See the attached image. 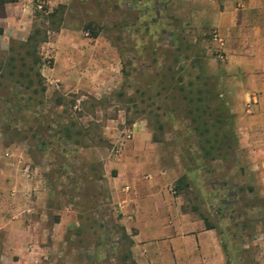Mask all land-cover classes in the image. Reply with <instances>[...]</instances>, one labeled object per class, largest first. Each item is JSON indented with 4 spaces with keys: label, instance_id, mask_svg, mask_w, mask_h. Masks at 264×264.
Segmentation results:
<instances>
[{
    "label": "rangeland",
    "instance_id": "374dc122",
    "mask_svg": "<svg viewBox=\"0 0 264 264\" xmlns=\"http://www.w3.org/2000/svg\"><path fill=\"white\" fill-rule=\"evenodd\" d=\"M37 1L21 24L15 16L5 23L0 9V131L14 152L25 147L22 167L16 165L21 167L20 183L13 191L17 198L12 199L28 210L18 217L29 231L25 261L129 264V240L101 177L102 155L105 149L111 153L127 124L142 121L170 156H177L172 140L184 126L168 125L162 107L182 105L178 86L194 97L201 87L198 74L210 78L224 100L217 80L224 76V62L206 43L210 28L204 35L198 32L197 9L190 0H68L54 7L40 0L48 13L56 10L48 19L42 11L35 17ZM88 27L97 33L105 52L103 71H92L87 81L77 70L69 77L56 74L60 35L81 36L83 45L76 44L87 51L95 44ZM36 29L38 40L46 36L47 41L36 46L39 65L33 66L20 43ZM12 31L23 39H8ZM73 75L78 77L76 84ZM16 100L18 106L13 105ZM231 114L219 127L233 134V143L237 139ZM119 115L125 123L115 127L110 120ZM65 126L71 139L61 131ZM116 131L119 136H112ZM97 147L98 152L93 149ZM233 160L228 156L227 161L211 163L212 178L201 172L200 180L181 194L183 208L219 228L229 264H264V186L240 172L236 151ZM211 179L216 182L212 187Z\"/></svg>",
    "mask_w": 264,
    "mask_h": 264
},
{
    "label": "crops",
    "instance_id": "0c3cea01",
    "mask_svg": "<svg viewBox=\"0 0 264 264\" xmlns=\"http://www.w3.org/2000/svg\"><path fill=\"white\" fill-rule=\"evenodd\" d=\"M33 1L18 0L0 6L1 19L9 24L11 16H15L21 24L31 14ZM43 1L54 7L68 0ZM189 3L197 9L194 24L199 27L198 32L204 35L205 29L210 28L225 40V73L217 80L222 88L220 96L235 115L239 170L264 186V0H190ZM21 37L12 31L8 39ZM60 39L54 56L56 74L63 72L69 77L77 70L87 81L92 71H103L101 61L105 52L102 44H98V37L92 39L95 44L89 45L87 51L76 44L83 45L81 36L61 34ZM206 43L211 46L209 37ZM77 81L78 77L73 75V84ZM253 93L258 95V103L247 111L245 105ZM122 119L119 115L118 120L110 121L118 127L125 123ZM123 131L113 142L111 153L105 149L102 155L101 177L119 214L123 233L132 242L130 260L134 264H229L219 228L212 224L207 227L202 217L183 211L181 194L174 189L175 181L183 174L177 156H170L169 149L153 141V133L142 121L130 122ZM117 132H112V136H119ZM3 137L0 131V264H27L29 231L18 217L28 210L12 200L17 198L14 192L20 183L19 168L25 160V147L14 152L12 146L4 144ZM117 145L121 146V152L113 155L112 149ZM93 149L98 152L100 147ZM10 155H16L17 159Z\"/></svg>",
    "mask_w": 264,
    "mask_h": 264
},
{
    "label": "trees",
    "instance_id": "16d2710c",
    "mask_svg": "<svg viewBox=\"0 0 264 264\" xmlns=\"http://www.w3.org/2000/svg\"><path fill=\"white\" fill-rule=\"evenodd\" d=\"M17 1L18 0H0V6L8 3H15ZM41 11L47 12L46 7L42 6L40 11L35 10V17L42 15ZM54 13H56L55 9L51 10L50 13L47 12L46 18L54 17ZM89 30L91 31V37L96 38L97 33L90 28ZM39 35L40 33L37 29L33 30L26 41L20 43V46L25 48V54L32 57L33 66L39 65V59L36 55V46L39 45L40 42L43 43L47 41L46 36H44L42 40H38ZM10 59L15 60V58ZM10 73L13 74L12 72ZM35 75L38 76L39 73L36 71ZM195 79L201 87L195 90L194 97L190 98L191 91L185 93L186 89L178 86L176 90L180 94V99L183 101L182 105L176 104V106L172 107L167 103L162 107L163 115L165 114L169 117L167 119L168 125H172V123L175 122L184 126V129L179 130L181 134L178 137L181 140L177 138L175 132V138L172 140L173 147L176 148V152L179 153L177 157L183 169V174L174 183V189L177 194H184L195 182L200 180L199 175L201 172H205V174H207L206 176H209L210 173H212L211 163L227 161L228 156L233 160L236 149V141L233 143L230 142V137L233 134L230 132L224 133V131L220 132L219 125L223 121H228L233 117L226 102L219 99L216 85L210 81V78L203 74H198L195 76ZM171 99L176 100L177 97L173 96ZM13 105L18 106L19 100L14 101ZM174 114L177 118L173 116ZM160 128H163V125H161ZM61 131L64 132L66 139L72 138L70 129L67 126L61 129ZM152 138L153 141L161 142L154 134ZM177 149L180 151L178 152ZM208 164L209 167L207 166ZM240 172H242L241 169ZM209 177L212 178L211 176ZM208 184L212 187L216 182L211 179ZM195 209L196 208H193V210ZM183 211H185L184 208ZM203 220L207 227L212 226L206 219ZM125 238L129 240L126 235ZM131 243L132 242L129 240V245ZM129 264L134 263L130 260Z\"/></svg>",
    "mask_w": 264,
    "mask_h": 264
},
{
    "label": "built area",
    "instance_id": "2783aa9c",
    "mask_svg": "<svg viewBox=\"0 0 264 264\" xmlns=\"http://www.w3.org/2000/svg\"><path fill=\"white\" fill-rule=\"evenodd\" d=\"M214 1V0H211ZM42 9V2L39 0L35 4V10L40 11ZM209 41L212 47V53L217 60L220 62L225 61V40L216 30H211L209 34ZM57 87V84H54ZM258 103V95L253 93L250 95L249 100L246 102L245 108L247 111H250L251 108L256 106ZM121 152V146L117 145L112 149L113 155H118Z\"/></svg>",
    "mask_w": 264,
    "mask_h": 264
}]
</instances>
